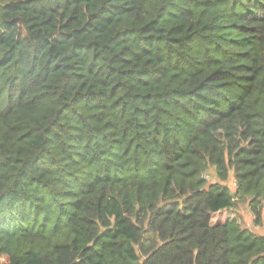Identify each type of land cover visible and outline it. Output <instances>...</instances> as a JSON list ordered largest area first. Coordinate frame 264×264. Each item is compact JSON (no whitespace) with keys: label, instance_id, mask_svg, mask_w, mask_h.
<instances>
[{"label":"trees","instance_id":"1","mask_svg":"<svg viewBox=\"0 0 264 264\" xmlns=\"http://www.w3.org/2000/svg\"><path fill=\"white\" fill-rule=\"evenodd\" d=\"M239 203L264 0H0V264H264Z\"/></svg>","mask_w":264,"mask_h":264},{"label":"rangeland","instance_id":"2","mask_svg":"<svg viewBox=\"0 0 264 264\" xmlns=\"http://www.w3.org/2000/svg\"><path fill=\"white\" fill-rule=\"evenodd\" d=\"M210 178V177H209ZM212 178V177H211ZM233 193L235 192V183L233 178L228 182ZM237 216L240 223H242L244 228L252 230L256 234L264 235V228L257 227L254 223V216L251 212V209L247 203H239L237 210L229 212H218L214 215L213 223L225 222L228 217Z\"/></svg>","mask_w":264,"mask_h":264}]
</instances>
